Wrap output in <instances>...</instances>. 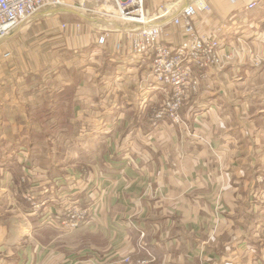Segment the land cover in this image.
Here are the masks:
<instances>
[{"label": "crops", "instance_id": "obj_1", "mask_svg": "<svg viewBox=\"0 0 264 264\" xmlns=\"http://www.w3.org/2000/svg\"><path fill=\"white\" fill-rule=\"evenodd\" d=\"M146 1L147 13L155 16L156 1ZM162 1L172 11L152 24H165L170 43L177 44L182 31L169 23L170 17L193 0ZM203 1L210 12H198L197 30L226 24L221 41L237 53L223 68L207 69L199 93L182 109L187 131L163 117L155 128L145 115L125 120L134 110L157 108L152 97L159 103L164 99L158 83L138 86L128 80L119 89L104 83L113 77L141 78L148 72V58L118 53L109 36L103 45L96 39L81 44V68L66 67L62 86L67 91L75 84L73 116L92 127L101 125L85 136L82 149L86 157H102L94 163L89 183L102 201L92 218L71 233L58 230V219L51 227L42 224L38 214H24L31 227L27 236L12 234L7 222L0 221V264H117L110 256L117 248L134 260L149 258V264H264V214L233 211L247 204L252 188L254 196H264V0ZM253 1L256 6L248 8ZM256 56L262 65L254 64ZM52 89L48 95L63 90ZM56 99H49V106ZM123 122L134 126L125 138L117 132L111 139L109 134ZM24 130L16 132L11 146L34 137ZM3 142L0 136L4 156ZM44 198H37L45 202L42 211L52 208Z\"/></svg>", "mask_w": 264, "mask_h": 264}, {"label": "rangeland", "instance_id": "obj_2", "mask_svg": "<svg viewBox=\"0 0 264 264\" xmlns=\"http://www.w3.org/2000/svg\"><path fill=\"white\" fill-rule=\"evenodd\" d=\"M155 1L158 8L157 0ZM146 3L145 0L144 6ZM84 6L88 10L80 7L72 10L68 6L44 8L31 18L18 23L8 36L0 39V136L6 141L3 142L2 148L7 152L4 156L0 153V165L8 161L11 163L9 166L12 167L10 173L0 168V216H2L0 221L2 225L7 222V227L12 234L27 236L31 230V227H28L29 222L24 217L25 213L38 214L36 216L42 217L48 212L50 207L44 209L45 211L41 210L45 202H38V197L39 199L46 197L44 200L52 206L50 210H54L53 213L49 212L53 219H59L60 214L68 208L72 214L82 212V208L89 210L85 222L77 228L70 231L58 228L59 231L66 233L73 232L90 220L93 213L97 211V204L102 201L92 193L94 185H89L92 181L91 173H95L96 170L94 163L102 160V157H86L82 149L85 136L93 133L101 125L92 127L90 124L79 122L80 118L73 116V112L76 111L73 110L75 107L73 98L74 94L78 95V93H75L73 83L70 86L72 88L66 91L63 89L62 82H65L66 67L80 70L83 56L81 44L95 40L100 35L109 36V40L113 39L115 44L120 37V32L127 24L118 15V9L112 0H85ZM106 12H111L112 16ZM7 52L10 55H5ZM262 55L263 51L260 56ZM149 65L150 63H148L147 71ZM131 77L125 79L113 77L109 81L104 80V83L108 82L110 86L119 89L128 84V80L138 86L142 85V81H146V75L139 79ZM70 82L72 81L69 80ZM58 86H61L59 90L63 89L60 93L57 90L55 93L47 94V90ZM42 90H46V93ZM159 90L164 99H161L159 103L155 102L156 97H152L151 103L157 107L156 109H150L146 113L134 110L133 114L126 115L125 120L129 121L133 116L136 118L137 115H145L151 123V128H155L161 121L156 116L159 111H162L161 106L165 100V92L162 89ZM63 94L66 97L61 104L65 107L57 103L55 108L51 106L50 109H46L51 113L62 114L55 126L47 123L43 127V119L35 118V121L36 113L45 110L36 108L37 105L45 101L49 102L51 98L62 97ZM186 103L187 100L184 105ZM57 106H60V109L57 110ZM177 116L178 121L168 116L162 119H169L173 125L177 127L180 125L182 131H187L189 126L183 123L182 110H178ZM71 120L73 123L70 122ZM33 123L39 127L37 131L44 135L41 137L38 135L37 138L33 136L24 138L21 142L16 141V146H11L13 136L18 130L27 128L24 132L30 131V134L35 131L31 130ZM123 124L124 122L119 128L117 126L118 130L116 129L115 132L112 130L109 134L111 139L117 132L125 138L127 132L134 126L131 124L124 127ZM159 128L160 126L157 129ZM68 136H72L73 142L69 141ZM4 170L8 174L4 173ZM260 177L263 175H259L257 179L259 183ZM85 186L89 188L85 189ZM249 192L251 199H248L247 204L233 211L243 210L244 212L248 209L249 213L257 212L255 215L264 214V196L260 198V193L254 196L252 193L257 192L256 188H252V192L250 189ZM85 195L90 202L88 205H84L85 201H82L87 200L84 198ZM89 196L93 197V200ZM28 198L31 199L28 200ZM40 210L44 213L41 214ZM250 228L255 231L256 225ZM253 238L257 239L256 236ZM261 239L264 242L263 236ZM120 254L131 256L119 248L112 250L110 256L117 260V264H125L121 261Z\"/></svg>", "mask_w": 264, "mask_h": 264}, {"label": "built area", "instance_id": "obj_3", "mask_svg": "<svg viewBox=\"0 0 264 264\" xmlns=\"http://www.w3.org/2000/svg\"><path fill=\"white\" fill-rule=\"evenodd\" d=\"M112 2L118 9L120 18L127 24L120 32L114 49L118 53L124 51L132 58L146 57L150 60L146 81L142 83L148 84L151 80L158 83L165 92V100L161 106L163 109L156 117L168 116L178 121V110L183 109L186 100L197 96L201 80L207 77V69L223 68L233 59V53H237L226 50L221 41L220 34L226 29V24L221 23L212 31H198L195 17L200 11L210 12V6L203 0H193L181 5L170 17L169 23L179 26L182 31L181 40L177 44H172L165 24H152L154 19L171 13L170 3L158 0V12L155 16H150L144 6L145 0H112ZM84 3L85 0L76 2L72 0H0V39L8 36L18 23L31 18L44 8L68 6L72 10H77L79 7L86 9ZM256 4L253 1L247 7L253 8ZM106 13L112 16L111 12ZM106 37L100 35L96 43L105 44ZM5 55L8 56L9 53ZM253 62L255 65H260L261 59L256 56ZM32 204L34 205L33 201ZM88 213L87 208H82V212L72 214L68 208L60 214L56 222L62 230L70 231L85 222ZM40 222L51 225L54 219L48 211L40 217ZM120 257L125 264H149L151 261L149 258L134 260L130 255L120 254Z\"/></svg>", "mask_w": 264, "mask_h": 264}, {"label": "trees", "instance_id": "obj_4", "mask_svg": "<svg viewBox=\"0 0 264 264\" xmlns=\"http://www.w3.org/2000/svg\"><path fill=\"white\" fill-rule=\"evenodd\" d=\"M73 80L75 81V80H77V77H75V78H73ZM73 86L75 87V84H73ZM72 88V87H71ZM71 91H73V90H71ZM65 94H63V96L62 97H59V98H57L56 99V101L54 102V108L56 107V105H57V103H59V104H61L62 102H63V100H65ZM62 105V104H61ZM63 106V105H62ZM63 107H65V106H63ZM36 108H40L41 110H43V109H45V110H43V111H40V112H38V113H36V117H34V119L35 118H39V119H43L42 120V125H43V127L48 123L49 125L52 123V125L53 126H55L56 124H57V121L59 120V118L62 116V114L61 113H59V112H54V113H51L49 110H46V109H50L51 108V106H49V102L48 101H45V102H42L40 105H37V107ZM58 109H60V106H57V110ZM74 110V109H73ZM73 115H74V112H73ZM50 117H51V119H52V122H51V119H50ZM48 120V121H47ZM35 121H36V119H35ZM37 125H35V123H33V125H32V129L31 130H35V131H37V128H39V127H36ZM25 129H27V128H25ZM35 131H32L31 133H33L34 134V137H38V135L41 137V136H43L44 135V133H41V132H39V131H37V132H35ZM40 131H42V129L40 130ZM46 131V130H45ZM48 131H49V129H48ZM29 133H30V131H29ZM6 164H8L7 166H9L11 163H9L8 161H6V163L5 164H2V165H6ZM2 167V166H1ZM18 171V170H17ZM46 226H52V225H50V224H46ZM54 227V226H53Z\"/></svg>", "mask_w": 264, "mask_h": 264}, {"label": "bare ground", "instance_id": "obj_5", "mask_svg": "<svg viewBox=\"0 0 264 264\" xmlns=\"http://www.w3.org/2000/svg\"><path fill=\"white\" fill-rule=\"evenodd\" d=\"M82 1V0H81ZM119 16H120V13H119Z\"/></svg>", "mask_w": 264, "mask_h": 264}]
</instances>
